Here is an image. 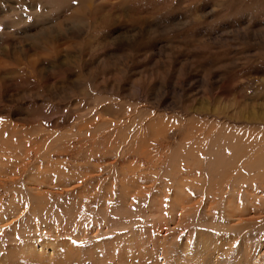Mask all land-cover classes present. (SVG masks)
<instances>
[{
  "label": "rangeland",
  "instance_id": "obj_1",
  "mask_svg": "<svg viewBox=\"0 0 264 264\" xmlns=\"http://www.w3.org/2000/svg\"><path fill=\"white\" fill-rule=\"evenodd\" d=\"M17 262L264 264V0H0Z\"/></svg>",
  "mask_w": 264,
  "mask_h": 264
},
{
  "label": "bare ground",
  "instance_id": "obj_2",
  "mask_svg": "<svg viewBox=\"0 0 264 264\" xmlns=\"http://www.w3.org/2000/svg\"><path fill=\"white\" fill-rule=\"evenodd\" d=\"M32 249H33V248H32ZM205 251H206V250H205ZM205 251H204V252H205ZM204 252H203V253H204ZM171 253H172V252H171ZM30 256L33 257L34 260H36V261H39L40 259H50V258H51V257H49V256H47V255H46V256L41 255V254H39L37 251H36V252L34 251V252H33V255L30 254ZM16 257H18L19 260L22 259L20 256H16ZM25 258H26V257H25ZM167 259H169L171 262H173V261L170 259V255L167 256ZM169 260H168V261H169ZM51 261H52V258H51ZM39 262H41V261H39ZM176 262H177V261H176ZM176 262H175V263H176ZM178 262H179V261H178ZM15 263H16V262H15ZM17 264H21V263H18V262H17ZM52 264H53V263H52ZM62 264H65V263L63 262ZM178 264H180V263H178ZM183 264H187V263L184 262Z\"/></svg>",
  "mask_w": 264,
  "mask_h": 264
}]
</instances>
